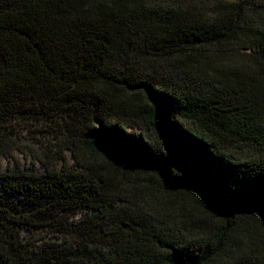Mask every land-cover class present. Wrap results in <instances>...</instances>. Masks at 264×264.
<instances>
[{"label": "trees", "instance_id": "obj_1", "mask_svg": "<svg viewBox=\"0 0 264 264\" xmlns=\"http://www.w3.org/2000/svg\"><path fill=\"white\" fill-rule=\"evenodd\" d=\"M16 120L63 163L0 172V239H72L28 264H264V0H0Z\"/></svg>", "mask_w": 264, "mask_h": 264}, {"label": "rangeland", "instance_id": "obj_2", "mask_svg": "<svg viewBox=\"0 0 264 264\" xmlns=\"http://www.w3.org/2000/svg\"><path fill=\"white\" fill-rule=\"evenodd\" d=\"M10 124L13 126V133L9 137L8 146L5 147V144L0 145V172L20 169L38 173L44 172L46 167L49 166L60 168L63 162L57 160L53 162L54 165L42 164V162H45L43 156L47 154L48 150L45 149L46 140L51 137L43 131L45 126L38 121L27 120H16ZM6 126L8 127V123ZM53 143L55 142L49 141L48 147L55 148L52 146ZM3 148H5V151H2ZM65 158L66 162L70 164L68 154H65ZM1 232L2 239H0V243L5 245L3 242L7 240L8 245L11 244L13 252L21 251V258H26L24 264H28L26 254L43 258L42 254L50 252L65 240H72L53 232L50 228L40 229L34 233L19 231L13 238L8 237V232Z\"/></svg>", "mask_w": 264, "mask_h": 264}]
</instances>
